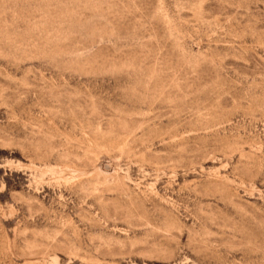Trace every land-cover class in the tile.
<instances>
[{"label":"rangeland","instance_id":"obj_1","mask_svg":"<svg viewBox=\"0 0 264 264\" xmlns=\"http://www.w3.org/2000/svg\"><path fill=\"white\" fill-rule=\"evenodd\" d=\"M0 264H264V0H0Z\"/></svg>","mask_w":264,"mask_h":264}]
</instances>
